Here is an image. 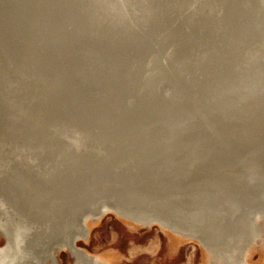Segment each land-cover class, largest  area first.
Returning <instances> with one entry per match:
<instances>
[{"label":"bare ground","instance_id":"1","mask_svg":"<svg viewBox=\"0 0 264 264\" xmlns=\"http://www.w3.org/2000/svg\"><path fill=\"white\" fill-rule=\"evenodd\" d=\"M64 129L166 131L74 178L39 145ZM0 173V264H104L78 241L110 213L245 264L264 228V0H0Z\"/></svg>","mask_w":264,"mask_h":264},{"label":"rangeland","instance_id":"2","mask_svg":"<svg viewBox=\"0 0 264 264\" xmlns=\"http://www.w3.org/2000/svg\"><path fill=\"white\" fill-rule=\"evenodd\" d=\"M90 228L89 239L78 241V246L104 264H211L199 242L174 236L158 225H137L110 213L91 221ZM247 249L245 264H264V228ZM57 255L61 264H71L65 250Z\"/></svg>","mask_w":264,"mask_h":264},{"label":"water","instance_id":"3","mask_svg":"<svg viewBox=\"0 0 264 264\" xmlns=\"http://www.w3.org/2000/svg\"><path fill=\"white\" fill-rule=\"evenodd\" d=\"M155 130L156 129H64L62 130L64 133H60L63 136L60 137L66 138L58 137L59 139L55 143H39V145L50 144V146L44 147L46 150L41 153L47 155L46 157H51V166H54V170L49 172L54 171V176H60V173H62V171L65 173L66 170L68 175H72L74 178H84V176H87L90 172L99 171L97 170L98 168H93L96 165H98L96 167L101 168V170L106 169L107 173H111L115 171L119 172L120 165L129 167L137 164L135 159V156H137L136 154L144 153L142 151L154 147L155 141H152L155 140L153 137L156 135L154 136V134L160 132L162 137L166 131ZM177 131L183 132V129ZM115 136L123 139H111ZM128 136H130V139H127ZM162 141H164V139H162ZM164 142L165 143L161 144L160 149L168 148L171 150L173 148H183L180 143H178L177 146H171L172 144H167L168 142L166 140ZM20 148L21 150L18 152L21 153L22 157L27 156L28 160L32 158V160L36 161V158L41 156L38 150L30 151L32 148H30V150H24L27 149L26 147L24 148V146H20ZM48 151L53 154H45ZM13 152H15L14 148H9V154H13ZM17 169L13 172H16ZM2 172L3 176L12 178L13 174L10 173L6 167L3 168ZM49 172H47V174L51 175ZM72 255L74 256V253H72Z\"/></svg>","mask_w":264,"mask_h":264}]
</instances>
